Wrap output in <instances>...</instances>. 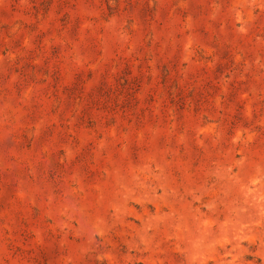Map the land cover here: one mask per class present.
Listing matches in <instances>:
<instances>
[{"label":"rangeland","instance_id":"rangeland-1","mask_svg":"<svg viewBox=\"0 0 264 264\" xmlns=\"http://www.w3.org/2000/svg\"><path fill=\"white\" fill-rule=\"evenodd\" d=\"M0 264H264V0H0Z\"/></svg>","mask_w":264,"mask_h":264}]
</instances>
